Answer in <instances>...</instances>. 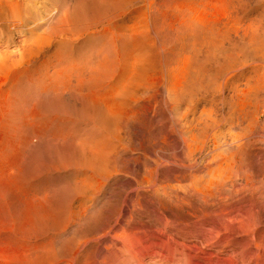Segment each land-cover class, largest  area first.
I'll return each mask as SVG.
<instances>
[{"label": "bare ground", "instance_id": "obj_1", "mask_svg": "<svg viewBox=\"0 0 264 264\" xmlns=\"http://www.w3.org/2000/svg\"><path fill=\"white\" fill-rule=\"evenodd\" d=\"M19 1L0 0V26L5 28L9 24L13 31H18L21 25L16 23L17 16L25 6ZM78 3L59 7L62 10L44 26L39 21L32 22L28 37L19 42V49L3 48L5 51L0 52V264H60L56 259L57 243L61 254L79 260L84 257L78 252L82 242L86 256L95 264L154 263L145 261L150 257L162 264H171L178 262L176 257L186 254L195 264H213L210 259L216 260L215 264H261L264 233L254 226L246 231L243 225L245 210L228 207L225 211L221 207L227 204V199L215 200V193L201 194L199 190L218 186L217 173L225 170V164L215 163L217 151L211 148L215 146L216 130L221 123L215 115L218 103H229L224 95L217 99V93L231 87L230 100H234L235 107L229 112L240 122L246 120L253 98L254 116L250 120L252 126H260L258 98L264 91V74L256 72L252 78L248 76L243 70V58L263 55L264 27L256 20L244 21L243 17L234 16L238 12L232 11L233 2L230 1L229 6L224 4L216 13L219 17L211 13L198 15L200 5L197 2L181 9L165 4L155 9V3L138 5L137 0H79ZM86 7L98 16L90 15ZM162 8L167 12L162 13ZM105 10H110L111 14L104 17ZM168 19L174 20L179 29H175L176 46L166 54L153 34L159 36L158 29L167 27ZM41 27L45 29L39 34ZM7 33L6 39L12 40L11 31ZM91 39L101 41L102 46L98 44L95 52L87 51L75 57L74 51L79 52L80 46ZM236 64L239 73L229 78L230 67ZM156 88L167 94L165 103L169 108L181 110L185 106L178 120L181 126L178 153L182 160H173L170 167L184 170L186 163H192V158L195 160L197 154L206 151L211 160L202 176L192 172L185 176L182 170L173 174L170 181L162 180L161 171L169 167L166 161L160 165L155 163V170L138 166L141 169L136 173L130 171L127 162L115 158V152L123 143L133 145L129 124L137 118V108L147 100L146 94ZM22 92V102L18 106L17 98ZM206 93L210 99L203 97ZM70 95L81 102V114L77 116L88 126L85 130L78 126L82 130H75L76 125L73 128L75 117L52 113L63 105V98ZM35 96L37 98H33ZM31 98L32 101H28ZM202 103L209 106L204 107ZM45 140L52 144L51 149L63 148L64 141H69L73 150L57 155L58 147L57 157L48 163L46 159H36ZM49 143L44 146L49 147ZM121 149L128 152L132 148ZM53 176L57 178L58 189L53 184L52 188L51 183L44 184V179ZM128 176L132 182L125 193L136 194L139 205L141 202L150 205L157 200L171 221H155L159 215L153 219L156 223L153 222L152 228L142 224L135 227L138 225L131 219L123 220L127 209L120 199L118 205L116 200L102 198L111 183ZM212 199L215 201L209 203ZM196 201L201 205L209 203L206 206L214 208L220 205L206 217L219 219V222L201 224L199 221L192 224L198 225L196 233H187V228L192 226L189 223L195 222L199 211L194 208L195 213L190 209ZM246 210L251 214L253 209ZM78 221L83 222L73 229L70 240L61 242L63 234ZM229 248H233L231 254L226 253ZM201 259L207 263H201Z\"/></svg>", "mask_w": 264, "mask_h": 264}, {"label": "rangeland", "instance_id": "obj_2", "mask_svg": "<svg viewBox=\"0 0 264 264\" xmlns=\"http://www.w3.org/2000/svg\"><path fill=\"white\" fill-rule=\"evenodd\" d=\"M14 1L16 2V1H19V0H14ZM28 1H30L31 3L28 2ZM61 1L62 0H21V1H19L20 3H23L25 5L24 9H23L24 13L23 12L20 13L21 17L19 15L17 16L19 18L18 20L21 23L18 22V20H17L16 23H19L18 25H21V26L17 29L18 31H13L12 28H11L12 25H9V24H8V27L5 26V28H3V26H0L1 29H4L5 31L7 30L6 32L5 31L0 32V40H3V41H0V52L5 51V49H8L9 51H11V50L12 51H16L17 49H19L20 46H21L19 44L22 42L23 39H26L28 37V34L30 32L29 29H30V27L32 25V22L35 23V22L39 21L38 23L41 22L40 25L43 24V26H44L45 24H48V22L50 21L52 16H56L57 13L60 10H62V9H60L62 6H63L62 8H64V7L66 8V6L68 4L72 5V6H76V5L80 4V3H78L79 0H63L62 2ZM222 1L221 0H137L138 5H143L144 3L153 2V4L155 3L153 5L155 7V9L158 8L159 4H165L166 6H168L170 8L177 7V8L181 9L184 6L186 7L187 5L191 6V2H193V3L197 2L198 5H200L199 10L197 11L198 15H201L202 13L203 14L204 13H211V15H213V16H218L216 13L220 11V8L222 6H225V5H226V7L229 6L228 4H229V1H230V2H233V7L234 8L232 7V11H234L235 14L238 12V14H236L234 16H237V15L239 17L241 16L240 18L243 17L242 19L244 21H246V19L247 20L248 19H252L254 21L256 20L262 27H264V0H229V1L224 0L223 3H222ZM60 2L62 3V5L60 4ZM26 3L27 4L29 3L30 6L28 7V5ZM65 3L67 5H65ZM31 5H33L32 7L35 10L34 9L31 10L32 9ZM25 7H26V9H25ZM27 7L29 8L28 10H27ZM86 8L88 9L87 11L89 12L90 8L89 7H86ZM47 10H48V13H47ZM91 10H92V8H91ZM160 11L162 13L167 12V10L166 9L164 10V8H162ZM37 12H39V14ZM93 12H91V14L90 13L89 14L90 15H97L95 12L94 13ZM105 12H106L105 14H103V13H100V14H103L104 17L111 14L110 10H105ZM22 14H24V16ZM25 14L26 15L29 14V15L25 17ZM35 15L36 16L38 15V18L40 17L39 18L40 20H38V18ZM155 16H156V18H158L159 17L158 13ZM207 16H209V15H207ZM21 20H23L24 23ZM26 21H27V23H26ZM156 22L159 23L158 21H156ZM167 22L169 24V25H166L167 27L159 28V26H158V28L160 29V30L158 29V31H159L158 35L159 36H156L157 34L156 35L153 34L155 36L156 41H157L156 42L157 45L159 44L160 47L163 46L165 48V50H163L164 53H166V52L169 53V51L172 50V48H174L176 46V44H177V42L174 40V38L176 36L175 29H177L178 27H177V25H175L174 20L171 22L168 19ZM157 25H160V24H157ZM41 28H40L41 31L39 30L40 31L39 34H41V32H43V30L45 29V27H43L44 29L43 28L41 29ZM9 31H11V33H12V35L14 37V38L12 37L13 41L12 40L9 41V40L6 39V36L8 34L7 32H9ZM161 37H162V39H161ZM89 41L91 43L90 42H88V43L86 42L85 43V45L87 44L86 46L85 45L80 46L79 52H78V50L74 51L75 52L74 53L75 57H80L83 54L84 55L87 54L88 52H92L93 53V52H95L98 49V47L102 46V44H100L101 41L98 42V40L96 41L95 39L94 40L91 39ZM3 42H5V43H3ZM97 45H98V47H97ZM3 48H5V49H3ZM85 49H86V52H85ZM82 50H84L83 51L84 53L82 52ZM102 51H104V50H102ZM262 53H263L262 56L253 57L252 55L251 56L250 55H245L246 58H243V61H244L243 62L244 63L243 70H245L248 73V76H250L251 78L255 75L256 72H260V73L264 74V50L262 51ZM230 68H231L230 69V73L228 75L229 78H233L234 76L238 75V73H239L238 64H236L234 66H231ZM234 79H236V78H234ZM21 95L22 96L18 95V98H17L18 106L22 102L23 92L21 93ZM222 95H224L223 97L228 98L229 103L228 102L227 103L226 102H223V103L219 102L218 103V109L216 110L217 113H215V115L217 117V120L218 121L220 120L221 123H219L218 128H217L218 130H216L215 146H213L211 148L213 150L215 149L217 151L216 152L217 153V158L215 159V163L217 165L219 163L225 164V170L222 171V172H218L217 173L216 178H217V182L219 184L218 186L217 185L216 186L213 185L208 190L200 188L199 191H200L201 194H203L204 192H205L204 194H207V193L209 194L210 192L215 193L214 194L215 197H216L215 200L227 199V202H226L227 204L224 205L225 207L221 205L222 206L221 208L226 209L225 211H227L228 207L231 210L233 209V207L235 209L239 210V211H241L242 209H243L242 211L245 210L244 212L246 214L244 212L243 213H244V216L245 215L246 216L244 217L243 225H244V228L246 229V231L248 229L252 228V226H254L256 229H258L262 233H264V211H263L264 209L262 208V207H264V91L259 94V98H258L259 102H260V106H261L260 107V115L258 116L259 124H260L259 128L255 127V126H252L251 120H250L251 117L254 116V109H252L253 104H254V99L253 98H252V100H250V103H249V106H248V109H247V114L248 115L246 117V120L244 122H240L238 119H236L234 117H231V115L233 113L229 112V110H231L232 107L233 108L235 107L234 100H232V101L230 100V97L233 95V90L231 89V87H226L224 89V91L222 90L221 92L217 93V99H220L222 97ZM66 97H64L63 100H62L63 101V105L61 107L55 109L54 111H52V113H54L53 115H55V116L58 115V116L62 117V115L64 113V115H67L66 117H68V118H74L75 117L73 119V121H72V123H74V124H72L73 128L75 127L74 125H76V127L74 128L75 130L80 129V131H81L82 129L83 130L87 129L88 126L86 127L85 123H83L82 121H79L78 120V116H77V115L81 114V108H80L81 107V105H80L81 102L77 101L78 99L76 98L77 99L76 101L79 102V103H77L74 100L75 97L72 96V95H70V97H68V96H66ZM71 97L74 98V99H72ZM146 97H148L147 100L144 101L143 104L141 103L140 104L141 106H138L139 108H137L138 109L137 113H136V117L137 118H135L134 121L131 122L129 124V127H128V130H130V132L132 134L131 135V139H132L133 145H131V144L127 145V143H123L122 146H120V148H119V149H121V148L124 149V147L126 148V146H127L128 149L132 148V149H130L131 151L122 152L123 151L122 149H121V151L118 149L115 152L114 156H116L115 158L117 160L127 162L126 164L129 166L130 171L134 170L136 173H138L139 170L141 169V167L138 168V166H142V165L144 166L145 165L146 168L147 167H151L152 170H153L154 167L157 166L156 164L160 165V162L166 161L164 163H166V165L168 164L167 166H169V167L165 168L163 170L165 173L163 171H161V173H163V174H160V176L163 175V176H161L162 180L164 179V180H169L170 181L171 178H172L171 176H173V174L177 173V171H182L183 170V169L177 170L175 168H171L172 166H171L170 162H172L173 160H182L181 159L182 156H180L181 155L180 152L178 153V151L181 150V141L179 140L180 137L178 136V130L181 129V126H180L178 120H179V117H180V113L182 111L184 112L185 106H183L181 108V110H175V109H172V107L169 108L166 105V103H165V99H167L168 96L165 93V91L163 89H161V88L160 89H157V88L154 89L149 94H146ZM203 97H205L207 99L211 98L208 93L204 94ZM33 98H37V97L35 96ZM68 98L69 99L71 98L70 100H72V101H70ZM29 100L32 101V98L28 99V101ZM33 100H35V99H33ZM33 102H35V101H33ZM75 105H76L77 108L75 107ZM202 105L204 107H208L209 106L207 103H202ZM200 108H201V106H200ZM79 111H80V113H79ZM250 111H252L253 114ZM71 113H72V115H71ZM68 115L69 116L71 115V116L69 117ZM224 118L226 119V121H225ZM80 120H81V118H80ZM74 121H76V122H74ZM237 121L240 122L239 127L237 126ZM82 123H83V125H82ZM77 126L78 127H83V128L81 129V128H78ZM35 141H37V140H35ZM45 142H46V140H45ZM68 142L66 143L64 141L63 145L66 144L68 146V144H69L68 147L66 145H64V147H63L64 149L62 147H59V146H56V149H54V148L51 149V147H52L51 145L52 144L49 143V141L47 140L46 143L47 144L49 143V145H48L49 147H45V146H47V144L43 143L42 144L43 147L41 145L40 148H39V150L41 152L39 151L40 154L39 155L37 154V158L36 159L44 160V161L46 159L45 162H47L48 160H49L48 162H51V160H54L57 157V155H60V152H62V151L63 152H68L69 149L73 150V147L71 148L72 143L71 142L68 143ZM44 144H45V146H44ZM177 144H178V146H177ZM123 145H125V146H123ZM130 146H132V147H130ZM176 146H177V148H176ZM58 147H59L60 150L58 149ZM47 149H48V151H47ZM57 149L59 150V154H57L55 156L56 151L58 153ZM141 149H142L143 152L141 151ZM42 150L43 151L45 150V151L43 152ZM137 150H138V152H137ZM34 151L36 152V149ZM53 151H55V152H53ZM174 151H176V153ZM204 152L202 154H197L195 160H194V158H192V160H193L192 163H190V161H189V163H186V165H184L185 168H184L183 172H185V176L189 175V172H192L193 174H197L199 176H202L204 174L203 171L205 170L206 166L208 165L209 161L211 160V158L206 155L207 152L206 151H204ZM35 154L36 153H34V155ZM156 154L159 157L157 156V157L152 158V156H156ZM144 155H146V156H144ZM172 155H174V156L172 157ZM141 156H143V157H141ZM144 157L147 158V159L145 160ZM142 159H144L145 161L142 160ZM157 159H158V161H157ZM190 160H191V158H190ZM143 161H144V163H143ZM130 163H132V164H130ZM138 163H139V165H138ZM141 163H143V164H141ZM148 164H150V165H148ZM152 164H153V166H152ZM192 164H193V166H192ZM167 166H164V167H167ZM168 169H169V171H168ZM166 172H167V176L169 175L168 177L165 176ZM128 177L120 178L117 181H115V183L114 182L111 183L110 187L106 191H104L105 195H102V198L106 197L107 199L111 198L112 201L116 200V204H118L119 199H120L122 204H124L123 206H125L126 209H127L126 214L123 215V217H124L123 220L131 219V222L132 223H136V225L142 224V226H144V227L150 225V226H148L150 228L153 227V222H154V224L156 223L155 221H157V222H159V221H161V222L163 221L164 222L165 220L171 221L169 219V216H168V218H166L167 215L161 210V207L157 203L158 202L157 200L155 201V203L153 202V204L152 203L150 204V205H153V206L145 205L142 202H141V205H139L138 204V199L136 198V194L133 193L134 194L133 195L132 193L131 194L130 193H128V194L125 193L131 187V183L130 182H132L131 178L130 177L128 178ZM50 178H51V181H50ZM52 178H54V179H52ZM44 180L46 181V182H44V184L47 185V184L51 183L49 185L53 184V185H55V188L58 189L56 186H58L59 184H55V181H57L56 177H54V176L53 177H48V179L46 178ZM120 184H121V186H120ZM185 184H186V182L183 185H185ZM53 185H52V188H53ZM126 188H128V190H125ZM183 190H184V188H183ZM127 195L130 196V197H128ZM129 198H130L131 202H130V200H128ZM215 200L212 199V201H210L209 203H213ZM200 201H199V203H200ZM128 202H129V206L131 207V209L128 206ZM130 203H132V205ZM199 203H198V201L194 202L190 209L191 210H195L196 211L195 213H197V210H199L198 213L200 215L197 213V218L198 219L197 218L195 219L196 223L193 222L194 220H192L191 221L192 223L190 222L189 224H191V225L192 224H198L199 221H200L201 224H203V223L214 224V223L219 222V219L215 221L214 218H212V217H208V218H206V217L210 216L211 214H213L212 210L213 211L217 210L220 207V205L214 208L212 205H210L211 207L210 206H206L209 203L206 204V205H203V204L201 205V203L200 204ZM144 205H145L146 208L148 207L149 209L148 208L145 209ZM140 207H142V208H140ZM254 207L256 209H254ZM152 208H154V209L152 210ZM194 208H196V209L198 208V209L196 210ZM200 208H202V210H204V211H202ZM239 208H241V209H239ZM249 208L253 209L252 213L255 212L256 214L255 213L254 214H252V213L250 214V212L248 210H246V209H249ZM142 209H143V211H141ZM206 209L208 211H210V212L208 213V211ZM135 210H139V211H135ZM147 210H148L149 213H146ZM185 210L183 211L184 213H189V212H187ZM201 211H202V213H201ZM133 212H134V214H133ZM138 212H141V213H138ZM157 213H158V215H157ZM160 213H162V214H160ZM142 214H143V216L139 217ZM144 214H146V215H144ZM257 214H258L259 217H254V216H257ZM152 215H153V217H152ZM159 215H160L159 219H156V218H158L157 216H159ZM131 216H132V218H131ZM136 216H138V217H136ZM200 216H202V217H200ZM162 217H165V218H162ZM140 218L142 219V222H140L141 221ZM204 218H206L207 220L204 219ZM135 219H136V221H132V220H135ZM137 219H139V221ZM153 219L154 220L156 219V220L154 221ZM143 221H145V223H143ZM148 221H151V222L149 223ZM182 221H185V220L183 219ZM252 221H254V222H252ZM82 222L81 221L75 222L77 224L74 227L70 228L68 232H65V234H63V236L60 238V241L61 242H64V241L66 242V241L70 240V238H71L70 235L74 231L73 229H77L78 226ZM253 223H254V225H253ZM184 224H187V222L183 223L182 225H184ZM194 226L192 225L191 228L190 227H189V229L187 228L186 232L190 233V232L193 231L194 234H195L196 231H197V226L198 225H196V227H194ZM135 227H139V225L135 226ZM145 228H147V227H145ZM169 230L171 231V229H169ZM57 240H59V237H58ZM56 247L58 248V251H59V253L57 254L56 259L59 260L60 264L61 263H63V264H81V263L82 264H95L93 259H91L89 261L88 256H86L87 252L85 251V248H84V242H82V244L80 245V248L78 250V252H80V255L84 256V257L83 258L79 257V260L76 259L73 256L72 257L71 256H64L63 254H61L62 251L59 250V243L56 244ZM82 249H83V251H82ZM213 249L216 250L215 247ZM232 250H233V248H229V249L226 250V253L227 254H231ZM82 252H83V254H82ZM170 253H172L171 250H170ZM176 258L179 259L178 262L177 263H171V264H189V263L190 264H195V263H192L194 261H191L187 254L185 255V257L182 256V257H176ZM187 258L190 261H188ZM212 260H213V264H215L216 260L210 259V262ZM145 261H147L148 263L154 262V263H151V264H162L161 261H158V259L154 258V257L147 258ZM200 262L201 263H207L206 260L204 261L203 259H201ZM260 262H262L261 264L264 263V253L262 255V258H261Z\"/></svg>", "mask_w": 264, "mask_h": 264}]
</instances>
